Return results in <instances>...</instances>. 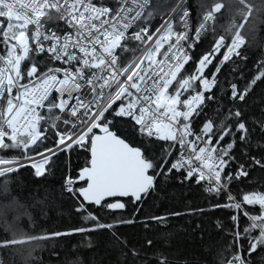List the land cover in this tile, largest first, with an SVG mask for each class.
<instances>
[{"label":"snow or ice","instance_id":"1","mask_svg":"<svg viewBox=\"0 0 264 264\" xmlns=\"http://www.w3.org/2000/svg\"><path fill=\"white\" fill-rule=\"evenodd\" d=\"M222 11L233 20L217 35ZM259 16L264 0H213L195 23L186 0H0V192H9L8 178L24 167L44 177L59 155L87 153L62 184L84 226L20 233L16 221L27 212L15 200L2 203L0 249L101 230L119 240L114 229L135 219L104 222L100 213L142 205L158 181L175 177L226 200L212 209L233 210L231 227L217 221L231 236L226 251L232 255L221 264H256L251 257L264 253V184L236 194L232 184L264 172V107L259 118L246 107L264 70L242 89L220 75L234 57L246 59L241 32ZM209 33L210 46L194 58ZM127 53L138 55L128 60ZM168 215L146 218L145 228ZM242 218L248 223L241 231ZM154 256L155 264H181L160 251Z\"/></svg>","mask_w":264,"mask_h":264},{"label":"trees","instance_id":"2","mask_svg":"<svg viewBox=\"0 0 264 264\" xmlns=\"http://www.w3.org/2000/svg\"><path fill=\"white\" fill-rule=\"evenodd\" d=\"M160 2L166 3L168 0H160ZM222 2L227 3L228 0ZM251 2L260 4V0H251ZM186 3L192 10V20L195 23L213 0H186ZM235 19L237 23L241 22L239 17ZM232 20L231 13L222 11L216 20V34H225L223 29ZM260 21H264V16L253 19L242 29L241 33L246 37V43L242 46L241 54L246 59L234 57V62L224 67L220 80L227 78L231 82L238 83L242 89L246 82L258 74V70H264L262 67L264 24ZM159 22L157 17L153 24L158 26ZM212 38L210 33L201 37V42L191 53L194 58L208 49ZM135 54L127 53L126 56L131 57ZM247 99L248 111L259 118V110L264 107L259 103L264 99V82L257 81ZM16 154L9 152L6 155ZM86 155L83 150L59 155L44 177L38 178L34 175V170L24 167L8 178L9 192H0V204L15 200L23 206L22 211L27 212V215L20 216L16 221L18 232L43 235L84 226L81 215L75 212L74 201L63 193L62 184L69 172L75 174L84 165ZM262 184H264V172L257 169L247 180L234 181L232 191L236 194L238 189L256 190ZM217 202L223 204L226 200L210 196L204 191L203 185L197 186L195 183L187 182L181 184L173 177L167 181H158L156 192L146 198L142 205L134 207L129 204L126 210L117 211L114 215L106 211L100 213L104 222H113L114 217L124 221L135 219V223L118 224L114 229L119 240L113 237L110 231L105 230L91 234H74L71 237L42 241L38 246L24 245L14 249H0V259L4 264H143L144 261L155 264L154 253L160 251L167 254L169 259L179 261L181 264L185 261L187 264H221L222 259L232 255L231 252L226 251L231 236H227L226 231L220 232L217 221L231 227L229 218L234 213L231 209H212L211 205ZM136 208H140V212L133 217ZM195 209L205 211L202 215L199 213L170 215V213H190ZM165 214H169L165 223L158 224L153 221L147 229L145 228L143 222L146 218ZM247 223V218L241 219V231ZM3 236L4 227L3 222L0 221V238ZM149 239L153 241L152 246L146 245ZM120 241H127L128 248L126 249ZM129 249H136L139 257L134 258ZM125 252H128L127 256L123 255ZM251 258L256 264H264L262 252L257 251Z\"/></svg>","mask_w":264,"mask_h":264},{"label":"built area","instance_id":"3","mask_svg":"<svg viewBox=\"0 0 264 264\" xmlns=\"http://www.w3.org/2000/svg\"><path fill=\"white\" fill-rule=\"evenodd\" d=\"M135 55H138V53H136ZM133 56H134V55H133ZM133 56H131V57H127V59L130 60V59L133 58Z\"/></svg>","mask_w":264,"mask_h":264},{"label":"rangeland","instance_id":"4","mask_svg":"<svg viewBox=\"0 0 264 264\" xmlns=\"http://www.w3.org/2000/svg\"><path fill=\"white\" fill-rule=\"evenodd\" d=\"M242 34V33H241ZM243 35V34H242ZM245 37V36H244ZM245 43H246V37H245Z\"/></svg>","mask_w":264,"mask_h":264},{"label":"water","instance_id":"5","mask_svg":"<svg viewBox=\"0 0 264 264\" xmlns=\"http://www.w3.org/2000/svg\"><path fill=\"white\" fill-rule=\"evenodd\" d=\"M50 264H53V263H50Z\"/></svg>","mask_w":264,"mask_h":264}]
</instances>
